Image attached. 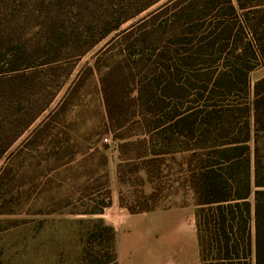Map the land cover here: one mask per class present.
I'll return each mask as SVG.
<instances>
[{
    "label": "trees",
    "instance_id": "obj_1",
    "mask_svg": "<svg viewBox=\"0 0 264 264\" xmlns=\"http://www.w3.org/2000/svg\"><path fill=\"white\" fill-rule=\"evenodd\" d=\"M99 1L35 0L32 13L45 18L47 26L58 16L47 30L67 37L78 32L66 24L75 11L103 18ZM159 1L105 6L111 10L112 26L89 48ZM45 4L57 7L46 9ZM123 7L130 12L125 17L118 15ZM10 12L8 0H0V70L8 66L5 84L23 70L38 68L31 61L35 51L29 49L37 37L23 41L26 34L18 26L15 39L6 21ZM142 20L127 32L136 35L129 46L142 47L135 66L122 57L101 77L108 128L117 131L136 118L143 129L139 138L118 135L121 151L138 148L135 156H123L119 180L124 182V172L132 165L142 172L144 183L153 184L149 193L136 192L133 201L121 190V206L131 213L153 211L160 207L163 191H169L168 196L185 191L194 200L201 264H264V175L257 163L252 184L249 155L251 117L257 132L264 131V77L254 86L250 80L251 72L264 63V0H168ZM41 66L42 76L50 80L55 65L46 61ZM64 83L65 78L51 91L41 112L50 107ZM110 204L108 188L100 205L84 213H102ZM89 236L94 243L100 241L97 246H105L85 247L84 262L119 264L114 227L99 219Z\"/></svg>",
    "mask_w": 264,
    "mask_h": 264
},
{
    "label": "rangeland",
    "instance_id": "obj_2",
    "mask_svg": "<svg viewBox=\"0 0 264 264\" xmlns=\"http://www.w3.org/2000/svg\"><path fill=\"white\" fill-rule=\"evenodd\" d=\"M128 1L100 0L105 13L100 20L98 16L75 11L66 24L68 29L77 27L78 32L62 37V32L47 30L58 16L48 26L45 18L33 16L35 0H8L11 12L10 20L6 21L15 39L18 26L26 34L23 41L30 40L32 35L37 37L29 49L35 51L31 61L38 68L19 72L18 78L7 84L3 79L8 74V66L0 70V264H88L84 262L85 247L96 250L105 246H97L100 241L94 243L89 236L93 222L103 219V214L84 212L98 207L108 188L110 206L118 193L120 201L121 190L128 201L135 199L136 192L141 195L142 191L152 190L153 184L144 183L142 172L135 171L132 165L124 172V182L119 180L118 167L123 156H135L138 148L132 146L131 150L121 151L118 135L136 134L139 138L143 129L134 121L136 118L117 131L108 128L101 77L122 57H128L135 66V55L142 47L129 46L136 35L127 32L168 0H160L128 19L89 48L100 33L112 26L111 10L105 6L122 2L126 6ZM56 7L45 4L46 9ZM129 13L123 7L118 15L125 17ZM105 18L108 20L104 21ZM39 37L42 42H37ZM46 61L55 65L50 80L42 76L41 65ZM263 77L264 63H261L250 74L251 85ZM64 78L65 83L50 107L41 112L51 91ZM250 95L253 97V91ZM134 110L131 108L130 114ZM35 116L30 126L12 142L16 133ZM251 126L249 155L253 184L257 163L264 175V131L257 132L252 117ZM168 193L163 191L158 198V209H184L187 227L193 231L194 200L185 191L174 196ZM190 239L183 250L175 244L177 264H181L177 258L182 253L183 264H195L196 250Z\"/></svg>",
    "mask_w": 264,
    "mask_h": 264
},
{
    "label": "crops",
    "instance_id": "obj_3",
    "mask_svg": "<svg viewBox=\"0 0 264 264\" xmlns=\"http://www.w3.org/2000/svg\"><path fill=\"white\" fill-rule=\"evenodd\" d=\"M183 210L156 209L131 213L121 206L118 193L113 204L101 214L105 223L116 230L119 264H177L175 244L183 250L189 237L196 250L195 264H201L195 218V229L191 231L187 227L188 219L183 215ZM177 260L183 264L184 254Z\"/></svg>",
    "mask_w": 264,
    "mask_h": 264
},
{
    "label": "built area",
    "instance_id": "obj_4",
    "mask_svg": "<svg viewBox=\"0 0 264 264\" xmlns=\"http://www.w3.org/2000/svg\"><path fill=\"white\" fill-rule=\"evenodd\" d=\"M106 141H108L109 139L108 138H105Z\"/></svg>",
    "mask_w": 264,
    "mask_h": 264
}]
</instances>
